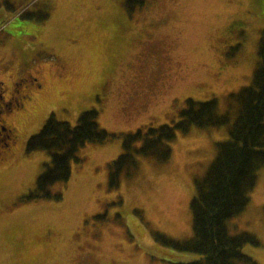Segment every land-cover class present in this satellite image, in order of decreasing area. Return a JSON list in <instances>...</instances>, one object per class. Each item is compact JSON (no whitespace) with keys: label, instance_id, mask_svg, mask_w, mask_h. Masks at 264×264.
<instances>
[{"label":"rangeland","instance_id":"obj_1","mask_svg":"<svg viewBox=\"0 0 264 264\" xmlns=\"http://www.w3.org/2000/svg\"><path fill=\"white\" fill-rule=\"evenodd\" d=\"M24 1H14L13 11L0 8V90L26 95L4 117L16 142L0 147V264H185L201 257L165 245L155 233L192 237L195 178L228 138L229 124L178 131L161 165L136 154L137 169L121 175L117 188L107 164L122 153L121 138L108 141L121 150L109 158L108 149L86 158L82 147L78 157L93 173L73 176L69 188V179L50 185L61 193L55 202L22 198L49 159L46 151L26 152V144L51 114L75 125L88 109L98 111L100 128L116 134L173 125L188 98H215L221 113L234 116L231 98L251 83L264 42V0H139L131 13L123 0L30 3L27 11L46 9L42 21L17 14ZM127 33L133 37L119 39ZM54 34L62 40L52 41ZM40 48L46 62L31 59ZM226 224L232 234L257 237L259 245L243 251L264 264V167L248 205Z\"/></svg>","mask_w":264,"mask_h":264},{"label":"trees","instance_id":"obj_2","mask_svg":"<svg viewBox=\"0 0 264 264\" xmlns=\"http://www.w3.org/2000/svg\"><path fill=\"white\" fill-rule=\"evenodd\" d=\"M14 1L0 0V8L4 6L13 11ZM34 1L37 0L20 2L17 14L37 21L46 19V9L26 10ZM123 5L131 13L139 7V0H123ZM231 100L235 102L234 116L229 111L221 113L215 98L204 101L188 98L175 124H147L135 132L119 134L98 126L95 109L81 112L75 125L57 120L51 114L39 132L27 140L26 152L46 151L49 159L42 163L33 189L22 198L59 200L61 193H52L48 188L53 183L68 181L71 165L81 161L78 152L88 143L104 144L121 138L122 153L107 164L110 185L117 188L121 175L129 178L137 169L136 154L161 165L170 158L172 147L169 143L178 131L188 134L192 126L206 128L229 124L228 138L217 143L216 155L205 174L195 178V194L190 201L192 237L176 241L159 233L155 236L176 250L201 255L185 264H256L243 251V246L259 245L257 237L245 231L230 233L226 221L246 208L258 171L264 167V42L259 43L251 83L242 87Z\"/></svg>","mask_w":264,"mask_h":264},{"label":"crops","instance_id":"obj_3","mask_svg":"<svg viewBox=\"0 0 264 264\" xmlns=\"http://www.w3.org/2000/svg\"><path fill=\"white\" fill-rule=\"evenodd\" d=\"M129 22H131V25H134V26H136V27H138L139 26V24L138 23H136V22H133V21H128V23ZM127 23V24H128ZM121 33V32H120ZM133 33V32H132ZM132 33H130V34H132ZM122 34V33H121ZM129 33H127V34H125L124 36H122V37H120L119 39L121 40V39H123V37H127V38H129V37H133V36H131ZM41 37V40H47V38L46 37H44L43 35H41L40 36ZM60 39L62 40V37H56L55 36V34L53 35V40L52 41H54L55 40V42H60ZM41 49H45V48H40L39 49V51L38 52H36L35 53V56L34 57H32L31 59L33 60V59H37V57H40V60L39 59H37V60H39L40 62H46L44 59H42V57H47V55H48V53H46V52H41L40 50ZM48 51H50V52H52L53 54H54V58H55V60H58L59 58L55 55V53L53 52V51H51V50H48ZM52 54V55H53ZM36 57V58H35ZM49 61H51V60H49ZM61 61V60H60ZM60 61H58V63L60 62ZM48 62V61H47ZM52 63H54V62H51V64ZM55 66L57 65V63L56 64H54ZM57 71H58V69H57ZM36 77H38V76H36ZM108 144H110L109 142H107V143H104V144H95V143H88V144H86V145H84L83 147H85L86 148V152H85V156H86V158H87V155L90 153V152H93V150L94 149H97V150H100V149H102V150H105V149H108L107 150V153H108V158L109 157H111V156H113L115 153H117L119 150H120V147H117V146H109ZM82 149V148H81ZM121 151V150H120ZM10 153L11 151H7L6 153ZM81 158V157H80ZM85 158V159H86ZM83 160V161H82ZM1 161V160H0ZM77 164V165H76ZM73 163V166H72V171H71V175H70V178H69V181H70V183L68 184V188L72 185L71 184V180H72V177L73 176H77V175H84L86 172V170L87 169H89L90 170V168H88V166H90L91 164L90 163H88L86 160H84V158H81V161L79 162V163ZM74 168V169H73ZM92 173H93V170H92V167H91V170H90ZM102 176H104V175H102ZM35 177H36V175H34V177H33V180L35 179ZM78 177V176H77ZM95 178H96V176H94ZM104 179V178H103ZM98 180V179H97ZM98 182V181H97ZM33 183H34V181H33ZM55 202V201H54ZM53 203V202H52Z\"/></svg>","mask_w":264,"mask_h":264},{"label":"flooded vegetation","instance_id":"obj_4","mask_svg":"<svg viewBox=\"0 0 264 264\" xmlns=\"http://www.w3.org/2000/svg\"><path fill=\"white\" fill-rule=\"evenodd\" d=\"M4 94L3 90H0V122L3 123V126L0 127V145H2L0 147L2 148H4L5 145H9V142V146L16 142V140H12L14 136L13 128L4 117L6 114L21 108L23 106L24 98L26 97V95L20 90L14 94L11 93L10 95L5 96ZM8 97L9 99H5Z\"/></svg>","mask_w":264,"mask_h":264}]
</instances>
